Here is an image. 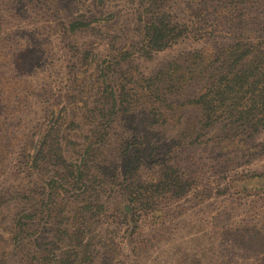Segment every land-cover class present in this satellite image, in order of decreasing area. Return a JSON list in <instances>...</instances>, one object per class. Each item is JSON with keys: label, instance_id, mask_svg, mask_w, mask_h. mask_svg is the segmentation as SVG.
<instances>
[{"label": "rangeland", "instance_id": "1", "mask_svg": "<svg viewBox=\"0 0 264 264\" xmlns=\"http://www.w3.org/2000/svg\"><path fill=\"white\" fill-rule=\"evenodd\" d=\"M151 1L0 0V262L58 263L79 211L91 231L72 264H264V0H160L194 29L144 55ZM121 83L134 105L103 117L98 97ZM61 107L64 161L75 170L101 153L87 171L103 182L96 214L79 195L92 177L74 189L52 166L28 168L26 146ZM126 148L141 188L160 192L137 229L115 185ZM22 193L46 198L49 217L24 218Z\"/></svg>", "mask_w": 264, "mask_h": 264}, {"label": "trees", "instance_id": "2", "mask_svg": "<svg viewBox=\"0 0 264 264\" xmlns=\"http://www.w3.org/2000/svg\"><path fill=\"white\" fill-rule=\"evenodd\" d=\"M159 2L158 0H152L151 4H148L144 14H142L143 26L140 31L141 40L139 49L144 55H149L152 52L160 51L171 46L180 38L186 36L188 33H191L194 29L187 23L173 22L172 19H170L169 16H166V14L162 11V5L161 2L160 4ZM227 90L228 86L226 84L221 90V93L224 94ZM130 91L132 90L131 88H127V83L119 84V87L115 90H105V92H103L97 99V102L102 104V106H97V109L100 113H102L103 117H108V115H112L114 113L128 114V108L131 105H134L131 102L132 94H129ZM213 93L214 91L209 89L205 95L212 96ZM211 96L207 99H204L203 97L199 98L198 103L200 106H204L205 110H208V105H212ZM53 112V118L49 125L50 127L47 133L43 136L41 142H39L38 145H33L31 143L26 146L28 168L31 172H42V170H47V167L52 166L62 177L70 178V184H72V182L74 183V189H81L80 186L83 184V179L92 177L91 180H87V189L79 192V195H86L85 197H82V201H88L89 211L87 210L85 213L90 212L96 214L99 205L97 201L99 200L98 188L102 186L103 182L101 179H97L96 176H91L87 173V171L93 167V169H100V167L103 166L100 163H97L101 153L99 151L94 152L92 149H87L80 168L78 167L74 170L70 164H67L64 161L62 156L64 151L63 144L61 141H58V135L61 133V127L65 123L66 119H68L67 108H57ZM206 115L208 118V114ZM138 163V156L136 154H130L126 148L120 161L119 172L116 175L118 176L117 179L121 178V181L116 182L115 184L118 186V193L121 197L124 218L128 220V224H134V229L139 227L138 221L144 214L151 213L153 199L159 195L158 193H160H156L150 188H141L136 174L138 170ZM166 169L167 168L165 166L160 168L161 179L163 180L160 186L161 192H163L162 189L164 187L171 184ZM50 185L53 187V182H51ZM182 189L183 187H177L174 193H181ZM15 197L16 198H14V200L17 202V205L20 206L19 208L21 210H31V213L29 215L27 214L24 218L29 216L27 219H37L39 217H43L44 213H46L47 217H49L50 210L45 204L46 198H41L39 196L32 198L31 195L25 193L19 194ZM81 213L82 212L76 211L73 215H71V220H69L70 218L67 220V222L72 226V230L67 228L64 229L68 249L63 253V256L56 264H72L73 260L77 256L75 247L78 243H80L82 235L91 231V224L88 222V219L91 217H88V215L83 217L81 216ZM0 264L7 263L0 262Z\"/></svg>", "mask_w": 264, "mask_h": 264}]
</instances>
